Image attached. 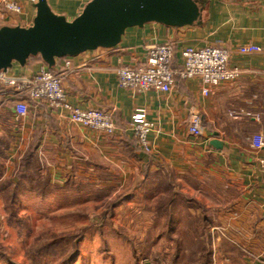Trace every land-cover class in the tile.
<instances>
[{
  "label": "crops",
  "instance_id": "obj_1",
  "mask_svg": "<svg viewBox=\"0 0 264 264\" xmlns=\"http://www.w3.org/2000/svg\"><path fill=\"white\" fill-rule=\"evenodd\" d=\"M90 1L46 3L53 14L71 22ZM194 1L200 16L191 26L146 23L127 29L113 48L55 59L52 66L38 56L30 57L23 66L12 63L4 76L30 77L42 66L59 75L67 103L81 110L106 112L115 131L103 136L71 123L66 109H53L28 98L27 114L17 117L14 88L0 83V155L28 151L67 171L81 166L90 176L115 167L129 176L134 174V181L144 185L148 173L184 170L187 165L208 170L227 192L226 212L234 235L243 238L250 257L264 262V171L260 168L264 151L251 146L254 134L264 136V0ZM35 15V4L23 2L21 13L5 15L0 28H28ZM166 41L173 42L171 66L175 69L182 68L181 52L186 47L224 46L231 51L229 66L242 75L211 88L205 96L197 79L177 78L168 93L148 90L137 94L118 85V68L143 66L146 48ZM249 44L258 46L260 52L238 54L240 46ZM136 109L144 110L155 125L147 138L149 153L137 147L129 125ZM190 112L201 118L198 138L187 131ZM233 251L241 259L247 257Z\"/></svg>",
  "mask_w": 264,
  "mask_h": 264
},
{
  "label": "rangeland",
  "instance_id": "obj_2",
  "mask_svg": "<svg viewBox=\"0 0 264 264\" xmlns=\"http://www.w3.org/2000/svg\"><path fill=\"white\" fill-rule=\"evenodd\" d=\"M109 170L2 153L0 264H264L234 235L213 173L187 165L144 185Z\"/></svg>",
  "mask_w": 264,
  "mask_h": 264
},
{
  "label": "built area",
  "instance_id": "obj_3",
  "mask_svg": "<svg viewBox=\"0 0 264 264\" xmlns=\"http://www.w3.org/2000/svg\"><path fill=\"white\" fill-rule=\"evenodd\" d=\"M36 4L37 0H0V22L5 15H19L22 3ZM238 54L248 55L260 52L256 45L240 46ZM174 55L173 42L166 41L146 48L145 64L137 68L123 66L117 69L118 85L133 93L153 90L168 93L175 84L176 78L181 80L197 79L202 86V94L207 95L211 88L227 81H235L242 75L238 68L230 67L231 51L224 46H207L203 48L186 47L181 52L182 68L171 66ZM69 66V62H65ZM0 83L14 88L13 111L15 116L23 117L28 112L25 98L35 102H45L53 109L63 108L69 112L71 123L82 128L96 131L105 136L114 134L115 126L109 114L98 109L81 110L71 107L66 101V92L60 76L46 70L44 66L33 76L25 78L6 77L0 73ZM130 128L137 147L149 153L148 135L155 129L152 121L146 118L142 109H136L131 116ZM188 134L193 138L202 135L201 118L195 112L189 113ZM251 146L255 150L264 151V136L256 133L251 138ZM260 168L264 171V155L260 160Z\"/></svg>",
  "mask_w": 264,
  "mask_h": 264
},
{
  "label": "water",
  "instance_id": "obj_4",
  "mask_svg": "<svg viewBox=\"0 0 264 264\" xmlns=\"http://www.w3.org/2000/svg\"><path fill=\"white\" fill-rule=\"evenodd\" d=\"M35 8L30 27L0 28V73L30 57L52 66L55 59L113 48L127 29L146 23L191 26L200 16L194 0H91L71 22L53 14L46 0H37Z\"/></svg>",
  "mask_w": 264,
  "mask_h": 264
},
{
  "label": "trees",
  "instance_id": "obj_5",
  "mask_svg": "<svg viewBox=\"0 0 264 264\" xmlns=\"http://www.w3.org/2000/svg\"><path fill=\"white\" fill-rule=\"evenodd\" d=\"M176 79H177V78H176ZM145 173H146V172H144V175H146ZM41 253H42V252L38 253L37 255H39V254H41Z\"/></svg>",
  "mask_w": 264,
  "mask_h": 264
}]
</instances>
